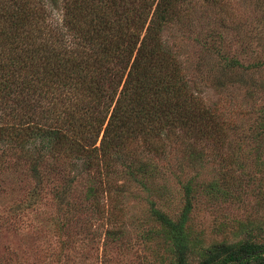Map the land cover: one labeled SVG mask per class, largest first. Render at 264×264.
<instances>
[{
  "label": "trees",
  "instance_id": "obj_1",
  "mask_svg": "<svg viewBox=\"0 0 264 264\" xmlns=\"http://www.w3.org/2000/svg\"><path fill=\"white\" fill-rule=\"evenodd\" d=\"M225 1L0 0V163L9 160V148L18 150L33 189L44 171L64 172V164L87 178L76 208L97 209L100 194L116 181L158 187L165 173L152 157L166 155L171 140L187 139L183 160L200 162L195 144L217 143L228 127L202 104L199 62L200 78H186L192 61L183 64L182 42L191 20L183 10ZM181 30L185 38L176 40L172 34ZM220 58L223 69L208 79L218 85L235 76L245 83L247 72L260 67ZM259 121L264 130V115ZM132 141L138 145L130 148ZM146 202L135 232L142 241L161 240L166 255H156L158 264H264V242L204 246L187 226L189 204L175 218ZM124 236L117 227L106 231L114 246Z\"/></svg>",
  "mask_w": 264,
  "mask_h": 264
},
{
  "label": "rangeland",
  "instance_id": "obj_2",
  "mask_svg": "<svg viewBox=\"0 0 264 264\" xmlns=\"http://www.w3.org/2000/svg\"><path fill=\"white\" fill-rule=\"evenodd\" d=\"M223 4L214 9L199 4L184 8L191 22L182 51L183 64L192 61L187 79L199 76L194 63H200L206 79L197 80L198 94L209 112L227 125L224 137L217 143H196L203 153L196 163L183 160L187 139L171 140L166 155L152 157L165 173L158 176V187L145 191L116 181L109 193L105 189L100 194L97 209L76 208L88 184L86 176L60 163L64 172L44 171L33 189L28 163L18 150L9 148V160L0 163V264H158L157 256L166 255L161 240L142 241L135 232L146 214L147 199L175 218L189 204L187 226L204 246L264 242V130L259 127L264 115V0ZM172 35L185 38L182 30ZM224 54L260 67L244 74L245 83L235 76L218 85L208 79L221 72ZM75 176L76 182L71 179ZM188 181L190 190L185 187ZM113 227L125 233L115 246L106 237Z\"/></svg>",
  "mask_w": 264,
  "mask_h": 264
}]
</instances>
